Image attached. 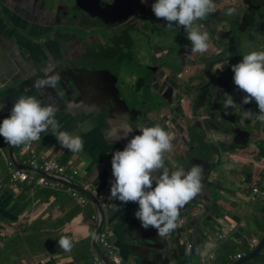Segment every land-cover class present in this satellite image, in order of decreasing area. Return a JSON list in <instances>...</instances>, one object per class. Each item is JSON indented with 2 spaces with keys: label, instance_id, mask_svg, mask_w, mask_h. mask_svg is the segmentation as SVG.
Returning <instances> with one entry per match:
<instances>
[{
  "label": "crops",
  "instance_id": "0c3cea01",
  "mask_svg": "<svg viewBox=\"0 0 264 264\" xmlns=\"http://www.w3.org/2000/svg\"><path fill=\"white\" fill-rule=\"evenodd\" d=\"M21 1L0 0V104L8 107H12L22 95L34 96L43 105L45 99H50L54 95L52 92L58 96L66 94L58 84L55 88L34 87L37 80L45 78L46 75H53L57 67L55 60H60L58 58L60 55H68L69 43L63 37L51 35H49L52 37L51 40L46 41L48 35L40 33L39 35L43 34L44 41L40 43L43 46L37 44L35 53L28 48L25 49L27 40L21 35L32 36L28 30H32L35 22L31 18L25 22L16 18L15 12ZM254 9L255 7L250 12ZM30 10L25 9L29 17L33 16ZM261 13L264 16V10ZM233 25L236 28V24ZM255 27L252 28L253 32L249 37L245 38V35L243 37L244 51L256 48L258 51H264V21ZM232 77L229 76L231 89L227 90L237 104L236 111L232 114L240 121L241 130L244 129L248 134L246 145L240 149L234 146L232 139L217 133L215 127L203 125L200 120L202 113L198 112L201 106L190 103L184 107L166 105L164 110L158 108L149 111L150 114L137 113L135 120L127 121L135 131L124 138L127 132L124 118L107 111V108L101 112L103 102H99L94 96L99 98L104 96L110 100V95L101 93L100 86L95 83L94 85L92 81L91 84L87 82L88 85H83V88L89 87L85 90L91 93V99L85 98L84 94L81 96L76 93L74 100L76 103L80 102L79 106H75L76 104L69 106V111L55 116L60 124V130L82 137L83 152L73 154L61 149L50 131L41 134V140L36 143L39 152L66 166L68 175L71 170L77 169L79 175L70 178L71 182L80 187L90 185L105 196L108 211L104 213L106 220L111 222V240L113 244L119 246L116 249L125 264H141V260L136 259L140 257L130 255L131 246L134 247L136 240L142 239L143 235H150L147 232L156 236L157 233L152 228L145 231L135 218L134 213L138 210V204L134 202L121 204L108 198L110 181L114 179L111 172L112 153L122 151L130 139L140 134L138 130L140 127H152L156 124L164 126L174 134L172 151L165 158L166 166L169 168L184 166V169H188L192 164H197L203 169L200 192L187 203L189 207L194 205L190 208L192 212L195 211L187 214L181 209L178 227L168 236H157L163 243V256L166 258L164 261L159 259V263L217 264V258H223L228 253L226 250L230 247L226 245H235L228 240L218 242V235L242 241L244 246L235 245L234 256L242 254L243 260L250 256L263 240L264 197L257 198L251 192L257 179L259 188L264 192V120L259 119L260 114L255 102L241 105L246 94L236 89ZM247 109L253 113L250 118L244 115ZM130 118L134 119L133 116ZM85 128L91 130L85 132ZM199 128L205 129L203 135L206 140L202 143L208 145L207 153L209 154L211 150L212 154L206 164L187 162L192 155L198 159L203 158L204 152L198 147L195 148V138L188 134V130L193 129L197 139L202 141ZM192 150H195V154ZM24 159L25 155L18 146L4 143L0 137V264H92L93 253L96 252L94 243L99 214L102 210L98 206L100 202L84 189L79 191L64 184L66 188L49 189L39 187L34 181L13 183L10 179L11 170L18 168L19 163L23 165ZM39 171L40 169H31V172L44 176ZM69 189L86 195L87 203L81 205L72 197ZM255 198L256 200H253ZM94 216L98 217L96 221L93 220ZM193 217L198 221L193 220ZM199 231L202 233L197 234ZM62 236H67L73 241V248L69 253H65L59 247L58 241ZM254 239H257L259 244L251 251L248 245ZM209 243L214 244V248H206L205 245ZM168 246L171 250L167 249ZM189 246L192 247V254L186 256L185 250ZM198 247L199 254L196 251ZM245 248L249 254L245 253ZM263 250L264 248L258 257L245 264H264ZM212 253L216 254L214 263L207 261ZM236 262L229 261V264Z\"/></svg>",
  "mask_w": 264,
  "mask_h": 264
},
{
  "label": "flooded vegetation",
  "instance_id": "af4514ba",
  "mask_svg": "<svg viewBox=\"0 0 264 264\" xmlns=\"http://www.w3.org/2000/svg\"><path fill=\"white\" fill-rule=\"evenodd\" d=\"M262 1L228 0L216 6L215 12L200 22L201 30L210 34V47L203 54L191 50L183 29L168 30L165 22L154 16L151 5L155 0H22L15 15L23 22L31 18L36 25L28 30L33 34L32 42L27 40L25 49L35 53L37 44L44 41V33L48 35L46 38L49 35L65 38L69 43L68 55L58 58L71 69L67 80L72 82L77 76L79 84L84 76L89 78L100 86L101 93L125 104L127 112H133L129 117L134 119L130 120H135L137 113L150 114L149 111L158 108L164 110L166 105L195 104L202 71L217 51L213 41L215 28L224 30L230 23L243 27L250 16L264 18ZM233 7L238 14L230 22H224L225 13ZM26 8L31 9L33 16L27 15ZM146 20L160 26L150 28ZM126 68L128 74L120 78ZM94 97L99 102H110L104 96L103 100ZM208 155L204 154L203 158Z\"/></svg>",
  "mask_w": 264,
  "mask_h": 264
},
{
  "label": "clouds",
  "instance_id": "9594fccd",
  "mask_svg": "<svg viewBox=\"0 0 264 264\" xmlns=\"http://www.w3.org/2000/svg\"><path fill=\"white\" fill-rule=\"evenodd\" d=\"M216 10L214 0H155L151 11L157 19L165 22L168 30L183 29L191 44V50L203 54L210 47V34L202 31L200 22ZM234 8L227 10L232 15ZM233 83L236 89L245 93L241 105L255 102L259 119L264 120V51H251L242 56V60L231 66ZM59 75L45 76L36 81L34 87L55 88ZM220 91V90H217ZM224 108H236L234 98L224 93ZM57 109L51 104L42 105L34 96H20L13 104L7 118L0 121V137L14 147L32 146L41 140L42 133L49 131L59 143L61 149L73 154L84 150V141L80 135L60 130L55 119ZM252 111L245 110V117H251ZM127 132L124 138L134 132L127 123L130 117L123 114ZM85 128L84 131H90ZM140 134L135 135L122 151L112 153L110 181V200L121 204H138L135 218L144 229L156 230L158 237L170 235L177 227L180 210L190 202L201 189L203 169L194 164L185 170L183 167L169 168L165 158L173 148L174 134L160 124L152 127H140ZM121 139V138H120ZM59 247L65 253L73 248V241L62 236ZM214 244H206L208 249ZM199 254V247L196 249ZM192 254V247L185 250V255Z\"/></svg>",
  "mask_w": 264,
  "mask_h": 264
},
{
  "label": "water",
  "instance_id": "95a60500",
  "mask_svg": "<svg viewBox=\"0 0 264 264\" xmlns=\"http://www.w3.org/2000/svg\"><path fill=\"white\" fill-rule=\"evenodd\" d=\"M251 10V9H249ZM258 25L255 24L254 27ZM216 26V24H215ZM253 28V27H252ZM252 28L246 29L242 27H233V24L230 23L229 27L224 28V30H217V27L215 28L213 32V41L215 42L216 46L215 48L217 51H214L212 54L211 59H208L209 63L204 67V70L202 71V80H199V87L197 90V97L195 104H198L200 109L198 110L199 113H202V118L200 119L203 125L209 124V126H213L217 129V133L221 134L223 137H227L229 139L233 140L234 146L236 148L240 149L241 147L245 146L247 141H248V134L247 132L243 129L241 130L240 127V121L236 119L233 116V112L236 111V108H230V109H225L224 108V100L225 96L224 93H227V90L231 89V84L229 81V76H233V73L231 71V66L234 64L239 63L242 60V56L251 52V51H258L259 49L256 48L254 50H248L244 51V46H245V38L249 37L250 34L253 32ZM256 28V27H255ZM24 30V29H23ZM20 32V29L18 33ZM21 34V33H20ZM244 35L246 36L245 38ZM24 39L29 40L32 42V37L30 35L23 36L21 35ZM52 37L46 38V41H50ZM246 42L248 43V39H246ZM40 47L43 46V44L38 43ZM243 49V50H242ZM220 53V55H218ZM66 57V56H64ZM55 65L57 66L56 69L53 72V75H59L60 80L58 82V85L65 91V89H68L66 91V94H62V96H58V94H55L52 92L54 95L50 97V99H45L43 105L51 103L53 104L56 109V116H60L61 112H66L69 111V106L75 105L79 106V103H76L77 101L74 100V94L79 93L81 96L84 94L85 98H90V94L88 93L85 89L89 88L85 86L83 88L82 82L85 81V85H88V83L91 84V82L88 80L89 78L82 79L80 83L78 84L76 79L73 78V81L70 82L67 80V76L71 77V69L66 65V62L63 60H55ZM64 77V80L61 79V77ZM83 78V77H82ZM92 87V85H90ZM106 87H109V85H105ZM93 88V87H92ZM71 92H70V90ZM111 90V88H110ZM220 90V91H217ZM82 103V102H81ZM107 108V111L112 112L114 115L117 116L120 115V118H124L123 114H127L130 116L133 112L128 111L127 112V106L118 100L114 99L112 96H110V102L103 103V108L101 112L104 111V109ZM101 114V113H100ZM1 119H5L6 117L1 116ZM102 118V117H101ZM111 119H118V117H110ZM240 123V124H239ZM198 127V126H197ZM199 132L202 133V141H199L196 137V132L193 129L188 130V134L192 136V138H195V143L194 146L195 148L198 147L201 152H204V154H208L207 150H209L208 145L202 142H205L206 137L203 135L205 133L204 128H199ZM39 142V141H38ZM193 151V150H192ZM191 151V152H192ZM195 154V150L193 151ZM213 153V152H212ZM189 157V154H186ZM211 150L209 151V155L206 158H200L198 159L197 156L195 157L192 155V157L188 158L187 162H198V163H208L211 159ZM193 165V164H192ZM18 168H22L25 170H31L32 168H29L25 165L18 164ZM181 167V166H180ZM179 168V167H178ZM184 168V166H183ZM38 170V169H35ZM187 170V169H185ZM41 174L44 176L55 179L56 181L67 185L68 187H72L75 190L83 191V187H80L79 185H76L75 183L71 182L69 178H66L64 176H59L56 174L52 173H46L44 171H39ZM54 177V178H53ZM89 194V193H88ZM191 202V201H190ZM189 203V202H188ZM100 203H99V205ZM186 204L183 208L182 211L185 213H193L191 211V208L194 207V205H190V207ZM198 210V208H197ZM106 216L103 210H101V213L99 214V223L97 227V233H96V239L94 243V250L99 253V255L104 259L106 264H110L108 258L104 255L102 252L101 248H99L97 244V238L101 232V229L105 223L109 224L111 228V222L109 220H106ZM193 220L198 221L196 217H193ZM201 229V228H200ZM147 229H145L146 231ZM150 235H143L142 239H137L135 242V246L130 248V255L132 257H140L139 259L136 258L137 260H141V264H160L159 259H162L164 261L166 258L163 256V243L160 241L159 238H157L156 234H152L147 232ZM202 232H198L197 234H200ZM197 234L194 236V238L197 236ZM154 235V237L152 236ZM203 235V234H202ZM192 239V238H191ZM196 244V241L194 242ZM115 247H119L117 244ZM121 248V247H120ZM171 247L168 246L167 249H170ZM264 248V238L261 241L260 245L258 248L247 258H244L243 260L237 261L235 264H245L247 262H250L254 260L256 257L259 256L261 253L262 249ZM152 255V256H151ZM167 255V254H165ZM175 256H177L175 252ZM167 262V260H166ZM168 264V263H166Z\"/></svg>",
  "mask_w": 264,
  "mask_h": 264
},
{
  "label": "built area",
  "instance_id": "2783aa9c",
  "mask_svg": "<svg viewBox=\"0 0 264 264\" xmlns=\"http://www.w3.org/2000/svg\"><path fill=\"white\" fill-rule=\"evenodd\" d=\"M11 108L12 107H8L0 104V115L7 118L10 114ZM2 120L3 119L0 118V121ZM1 139L4 143H6L2 137ZM37 142L38 141L33 142L31 147L25 145L18 146V148L21 149V151L25 155L23 165L33 169H40L46 173H52L59 176H64L69 179L70 178L73 179L74 177L79 175V171L77 169L71 170L70 174L68 175L67 173L68 169L66 166L59 163L58 161L49 159L46 155L42 154L37 150L36 147ZM9 165L12 166V163H10ZM10 179L13 183H28L34 181L39 187L42 188H49V189L66 188L62 183L51 180L46 176L37 175L31 172V170H25L19 168H13L11 170ZM258 183L259 180L257 179L253 184L251 194L253 196H256L257 198L264 197V192L261 191ZM83 189L85 192H88L97 198L104 212L108 211V205L105 202V196L103 194L97 192L90 185H85ZM69 192H71L72 197L76 198L81 205H85L87 203L88 200L86 195L71 189H69ZM253 200H256V198ZM97 218H98L97 216H94L93 220L96 221ZM217 240L218 242H224L228 240L235 243V245L238 247L244 246L242 241L234 238L231 239L224 235H218ZM98 244L104 255L108 258L110 264H125L123 258L119 255L116 247L114 246L111 240V228L107 223H105L101 229V232L98 237ZM258 244L259 241L257 239L252 240L250 245H248L249 249L253 251ZM262 256H264V250L262 252ZM243 257L244 256L242 254H237L236 256H230L229 261L230 263H234L235 261L242 260ZM207 261L214 263L216 261V254L215 253L210 254L208 256ZM92 264H106V262L99 254L94 252Z\"/></svg>",
  "mask_w": 264,
  "mask_h": 264
},
{
  "label": "trees",
  "instance_id": "16d2710c",
  "mask_svg": "<svg viewBox=\"0 0 264 264\" xmlns=\"http://www.w3.org/2000/svg\"><path fill=\"white\" fill-rule=\"evenodd\" d=\"M264 21V18H254L252 16H250L246 23L243 25V29L246 28V29H249V28H252L254 27L255 24H259L261 22ZM263 233H264V230H263ZM232 246V247H231ZM226 247H230L229 249H227L226 251L228 252L227 255H225L223 258H217V264H229V256H234L235 254V245L233 244H229L228 246L226 245ZM245 253L246 254H249V252L247 251V249L245 248Z\"/></svg>",
  "mask_w": 264,
  "mask_h": 264
},
{
  "label": "rangeland",
  "instance_id": "374dc122",
  "mask_svg": "<svg viewBox=\"0 0 264 264\" xmlns=\"http://www.w3.org/2000/svg\"><path fill=\"white\" fill-rule=\"evenodd\" d=\"M221 2L218 4V3H215L216 4V6H221L224 2H227L228 0H220ZM234 9H235V12L232 14V15H227L226 13H225V16H226V20L224 21V22H230L231 20H233V18L235 17L234 15H237L238 13V10H236V7H233ZM217 9V8H216ZM145 23L147 24V26H149L150 28H155V27H157V25H159V24H156L154 21L152 22L151 20H146L145 21ZM160 26V25H159ZM101 31H103V29H101ZM101 42V41H100ZM102 43V42H101ZM106 52L107 51H103V53H105L106 54ZM128 71H127V68L122 72V74H121V77L120 78H122V77H125L128 73H127Z\"/></svg>",
  "mask_w": 264,
  "mask_h": 264
}]
</instances>
